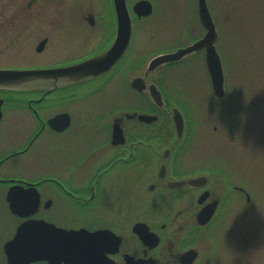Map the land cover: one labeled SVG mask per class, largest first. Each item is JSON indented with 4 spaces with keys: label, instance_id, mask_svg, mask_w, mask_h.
<instances>
[{
    "label": "flooded vegetation",
    "instance_id": "af4514ba",
    "mask_svg": "<svg viewBox=\"0 0 264 264\" xmlns=\"http://www.w3.org/2000/svg\"><path fill=\"white\" fill-rule=\"evenodd\" d=\"M127 1L130 41L108 68L0 86V264H234L238 232L264 221L260 179L232 158L191 153L204 92L193 87L207 84L204 105L229 100L214 93L205 49L150 66L203 36L198 11L199 36L144 55L137 25L154 6L137 16ZM0 2V44L21 50L0 69L77 66L117 37L113 0Z\"/></svg>",
    "mask_w": 264,
    "mask_h": 264
},
{
    "label": "rangeland",
    "instance_id": "374dc122",
    "mask_svg": "<svg viewBox=\"0 0 264 264\" xmlns=\"http://www.w3.org/2000/svg\"><path fill=\"white\" fill-rule=\"evenodd\" d=\"M134 1L128 2L129 7ZM151 2L154 12L137 25V46L144 55L186 42L188 36H199L197 0ZM17 3L18 0H9V10L17 9ZM207 3L216 22L217 47L229 100L221 104L212 96V104L204 105L201 96H208L207 84L202 81L193 87L204 92L193 99L194 115L202 123V134L196 136L191 153L232 158L238 168L247 169L249 176L260 179L264 186V173L259 174L260 178L257 174L258 170L264 171V0H207ZM5 45L0 44V64H18L21 55L18 44ZM178 79L175 84L181 90L191 88L185 75ZM212 125L218 126L216 133L210 132ZM255 223L238 232L237 236L244 240L229 251L234 252V264H264V221Z\"/></svg>",
    "mask_w": 264,
    "mask_h": 264
},
{
    "label": "water",
    "instance_id": "95a60500",
    "mask_svg": "<svg viewBox=\"0 0 264 264\" xmlns=\"http://www.w3.org/2000/svg\"><path fill=\"white\" fill-rule=\"evenodd\" d=\"M113 4L118 18L117 37L114 43L105 53L91 58L77 66L58 69H0V86L17 85L29 75H51L54 73L70 74L72 71H79L80 74L87 75L91 73L96 74L108 68L125 51L131 37V19L125 0H113ZM197 7L200 22L205 28L204 35L189 45L180 47L170 52L155 55L151 59L150 66L155 67L165 62L179 60L191 52L198 51L204 48L205 61L211 77L212 88L218 98L224 99L225 88L223 64L215 46L218 32L212 19L207 0H197ZM132 9L138 16L147 15L151 12L152 5L149 0H138L134 3ZM156 91L160 95L157 89ZM153 97L156 98L155 93H153ZM173 119L175 122H182V116L178 110H174ZM177 128L180 132L182 129V125H177Z\"/></svg>",
    "mask_w": 264,
    "mask_h": 264
}]
</instances>
